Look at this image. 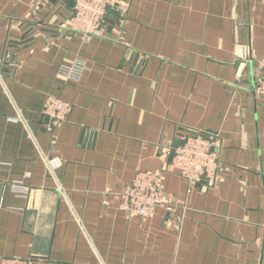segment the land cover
<instances>
[{
    "label": "crops",
    "instance_id": "obj_1",
    "mask_svg": "<svg viewBox=\"0 0 264 264\" xmlns=\"http://www.w3.org/2000/svg\"><path fill=\"white\" fill-rule=\"evenodd\" d=\"M74 4L0 0V259L264 264V0H120L90 41ZM48 95L72 105L54 131ZM198 131L218 133L220 169L191 184L172 150ZM139 171L173 211L121 209Z\"/></svg>",
    "mask_w": 264,
    "mask_h": 264
},
{
    "label": "built area",
    "instance_id": "obj_2",
    "mask_svg": "<svg viewBox=\"0 0 264 264\" xmlns=\"http://www.w3.org/2000/svg\"><path fill=\"white\" fill-rule=\"evenodd\" d=\"M120 0H75L74 16L68 26L78 33L84 41L106 34L105 23L109 9L119 5ZM125 10V9H123ZM260 74L255 81V91L264 97V57L259 61ZM85 62L81 59L62 71L69 78L79 79L84 71ZM72 108L71 103L61 97L48 95L42 112L43 122L48 131L62 125ZM218 133L191 132L180 138L172 150L171 163L180 176L196 184L199 181H212L220 169ZM50 169L62 165L59 157L45 158ZM166 190L160 177L153 172L139 171L120 194V207L123 211L140 216H150L160 205H167ZM173 211L172 205H167ZM30 260L1 258L0 264H30Z\"/></svg>",
    "mask_w": 264,
    "mask_h": 264
}]
</instances>
